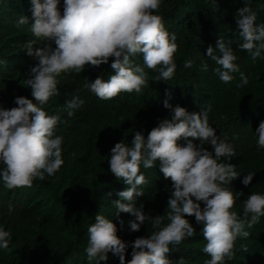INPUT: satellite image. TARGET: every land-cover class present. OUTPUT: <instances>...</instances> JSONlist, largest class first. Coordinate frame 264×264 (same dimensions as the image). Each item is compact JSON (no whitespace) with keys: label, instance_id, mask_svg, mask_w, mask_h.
Wrapping results in <instances>:
<instances>
[{"label":"clouds","instance_id":"1","mask_svg":"<svg viewBox=\"0 0 264 264\" xmlns=\"http://www.w3.org/2000/svg\"><path fill=\"white\" fill-rule=\"evenodd\" d=\"M161 0H31L34 22L30 25L34 37L54 41L53 48L46 43L35 47L33 41L25 43L28 56L38 63L30 67L24 83L31 88L32 100L17 96L11 109L0 107V162L5 167L0 171L8 189L31 187L34 180H44L45 173L54 175L62 166L63 137L54 135L60 116L48 115L38 105L46 104L59 94L58 77L71 72L80 73L86 65L99 67L114 58L111 68L114 74L105 81L98 76L86 84L89 91L101 100L114 99L121 92L140 93L148 85L144 68L134 66L130 57L142 54L144 65L158 71L153 81L170 80L175 73L174 55L178 50L175 34H170L163 18L154 14ZM257 13L248 6L236 13L237 35L242 42L238 47L250 53L253 60L264 52V23L257 24ZM18 25L29 24L21 16ZM233 40L219 37L215 47L209 45L206 55L220 67L215 71L224 83L233 80L231 73L239 72L235 63ZM218 50L220 55L214 54ZM185 68L193 67L191 60ZM207 70V65L202 66ZM248 78L241 73L242 87ZM170 98V93H166ZM85 101L74 96L65 102V111L72 117ZM165 108L172 110L171 118H165L148 132L145 138L135 131L130 145L118 142L111 149L110 172L123 179L128 185L118 193L115 201L116 215L130 213L135 219L128 221L130 230L138 232L141 225L151 218L152 228L159 229L147 237H138L131 243V259H125L129 245L117 235V226L101 214L95 216V223L88 228V243L85 249L88 260L109 259L111 252L119 258L120 264H173L168 258L174 248L186 238L194 236L196 230L186 217L194 216L197 224L203 225L206 241L202 251L210 257L205 264H224L225 257L231 258L238 236L247 238L245 221L233 211L237 196L224 187L237 179L240 173L236 165L221 162L236 156L234 146L220 139L215 128L209 123L207 111L190 113L186 108L173 107L166 99ZM257 144L264 148V121L256 129ZM183 139L185 145L178 143ZM199 140V145L194 141ZM210 144L213 151L204 145ZM159 162V170L165 179L172 181L171 196L168 200L170 223L163 225L161 215L148 216L143 205L136 207L134 201L143 196L140 186L146 183L140 166L152 168ZM255 173H248L242 179L247 187ZM110 195V193H109ZM203 203V208L201 207ZM9 209V213H11ZM249 228L264 216V195L252 193L243 202V215ZM163 225V226H162ZM123 221H121V227ZM11 233L0 227V249H8ZM178 264H186L180 257Z\"/></svg>","mask_w":264,"mask_h":264},{"label":"trees","instance_id":"2","mask_svg":"<svg viewBox=\"0 0 264 264\" xmlns=\"http://www.w3.org/2000/svg\"><path fill=\"white\" fill-rule=\"evenodd\" d=\"M243 6L257 13V24L264 23V0H161L154 14L160 15L166 30L176 36L178 50L174 60L177 67L170 80L156 82L153 80L159 73L144 65L142 54L130 57L134 66L144 68L147 73L148 85L140 93L121 92L114 99L101 100L88 90L86 84L98 76L107 81L114 74L111 68L114 58L111 57L107 64L99 67L86 65L78 74L71 72L58 77L59 94L38 106L48 115L60 116L54 135L63 137V164L54 175L45 173L44 180H34L31 187L8 189L0 178V193H3L0 227L11 233L9 248L0 249V264L52 263L48 261H55V264H96V261L88 260L85 249L88 228L95 223L98 213L116 224L117 235L129 245L125 259L130 260L131 243L159 229L152 228L149 218L147 223L150 226H144L137 234L132 232L128 221L135 218L130 213L116 215L114 204L120 199L118 193L126 190L128 185L112 173L102 178L98 176L103 168L109 166L110 151L116 143L130 145L135 131L142 132L146 138L161 120L171 118L172 110L163 106L166 99L173 107L179 105L190 113L207 111L209 123L219 138L234 146L236 156L230 161L222 158L221 162L236 165L240 176L224 187L234 195L243 193L237 196L232 210L245 221L244 230L249 232V236L237 237L238 243L234 245L229 264H264V229L255 225L249 228L247 221L251 220V214L248 217L243 215V202L250 194L264 195V155L251 150H238L234 144L235 136L242 134L255 119L254 113L261 110L264 118V52L253 60L250 53L238 47L242 41L237 35L236 13ZM31 7V0H0V79L6 82L5 88L0 90V107L4 109L17 106L14 96L39 103L32 96L31 88L24 83L30 67L38 62L26 53L27 24H17L21 16L34 22ZM59 7L62 14L63 0H60ZM11 23L13 25L9 26ZM219 37L234 41L232 48L240 71L231 73L233 80L229 83L219 79L215 69L220 66L206 55L208 46L215 47ZM50 44L56 47L54 41L50 40ZM214 54L220 55L218 50ZM18 57L29 59L15 68ZM189 60L193 62V67L185 68L184 63ZM203 65H207V70L203 69ZM241 73L248 78V83L237 87L241 83ZM166 93H170V98ZM74 96H79L85 103L72 117H68L65 102ZM178 143L183 146L186 141L181 139ZM194 143L199 145L200 141ZM204 147L213 151L210 144ZM140 172L145 176L146 183L140 186L144 194L134 201L135 206L139 208L143 205V211L148 216H163V225L170 223L167 216L171 211L168 200L173 191L172 181L164 178L158 161L152 168H144L141 164ZM248 173L255 175L251 184L245 187L241 181ZM88 179L93 180V198L89 196L91 185H88ZM88 198L93 200L90 206ZM72 202L84 214V219L79 222L77 233L70 234V240L63 243L68 237L59 226L57 220L60 216L56 213L60 209L69 210ZM9 205H13L11 213L6 212ZM15 209H20L19 215L12 216ZM186 219L196 232L178 246L179 254L170 252L168 258L173 264H178L180 257L186 264H205L210 257L202 251L206 244L203 225L188 217ZM29 228L39 230L47 240L46 250L49 253L46 256H40L39 242H34L35 239H30L33 242L26 241L29 237L25 231ZM55 237L61 247L56 245ZM56 250L61 255H56ZM108 257L101 263L120 264L119 258L111 252Z\"/></svg>","mask_w":264,"mask_h":264},{"label":"rangeland","instance_id":"3","mask_svg":"<svg viewBox=\"0 0 264 264\" xmlns=\"http://www.w3.org/2000/svg\"><path fill=\"white\" fill-rule=\"evenodd\" d=\"M29 24H27V31H28V41H33L34 42V48L35 47H44L46 43L50 44V40L49 41H45L43 39H39L33 36L32 32H31V24L33 23V21L31 19H28ZM13 25L12 23L9 25L11 26ZM51 45V44H50ZM52 46V45H51ZM29 59V58H28ZM28 59H21V57H18V59H16L17 61V65H15L14 63V67L16 68V66H18L19 64L25 62ZM5 80L3 81L2 79H0V90L2 91L5 88ZM9 89V88H8ZM7 89V90H8ZM6 90V91H7ZM15 98L17 96H14ZM263 113L261 112V110L257 111V113H254L255 119L253 120V122L248 126V128L246 130H244L242 132V134L236 135L234 138V144L235 147L238 150H251L252 152H254L255 154H259V155H264V148H261L258 146L257 141H258V136L256 133V129L259 127V124L261 121H264V118L262 117ZM258 126V127H257ZM257 127V128H256ZM5 167V165L0 162V171L3 170V168ZM111 174L110 172V165L105 169L103 168L101 171V174L98 176L99 178H102L106 175ZM88 185H91V188L89 190V196L91 198H93L95 196L94 193V189H92V182L93 180L88 179ZM3 197V193H0V202H1V198ZM91 198H88L87 200V204H89L88 206H90V204H92L93 200ZM69 210L65 209H60L57 211V215L60 216V218H58V223L59 226H61V228L63 229V233L66 234V236L68 238L64 239L63 243L67 242L70 240V234H76L78 231V226H79V222L84 219L83 218V213L81 212V210L78 208V206L74 205V203H70L69 204ZM13 205H9L7 207V213L9 212V209H12ZM21 209V206L19 207ZM18 209V210H20ZM88 209V207H87ZM17 209L14 210L13 215L12 216H17L19 215ZM3 216L6 215L2 214ZM190 220H195L194 216H190L188 217ZM261 219L258 220V222L255 224L256 227H260L261 229H264V216L260 217ZM144 226H150L149 223H147V220L145 221V224L141 225L140 230H142V228ZM139 230V231H140ZM136 234L138 232H135ZM25 234L28 235V240L26 241H31L30 239H35L34 242H39V244H37V246L39 247V251H40V256H46L49 252L46 250V246H48L47 240L43 237V235L40 233L39 230H35L34 228H29L28 231H25ZM56 240V237H55ZM62 240V239H60ZM33 242V241H31ZM238 243L237 239L235 241V244ZM56 245L60 246V244H58L57 240H56ZM173 254H179V251L177 249H173L171 251ZM56 255H61L60 251L56 250ZM60 258V257H59ZM233 256L231 258L225 257L224 263L229 264V260H232ZM48 262H52L50 264H55V261H48ZM100 264H102L100 262ZM233 264H237L236 262Z\"/></svg>","mask_w":264,"mask_h":264}]
</instances>
